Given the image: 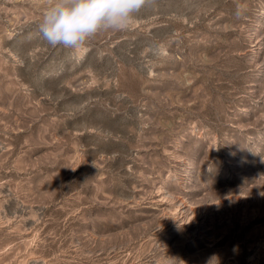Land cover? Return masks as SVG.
<instances>
[{"label": "rangeland", "instance_id": "374dc122", "mask_svg": "<svg viewBox=\"0 0 264 264\" xmlns=\"http://www.w3.org/2000/svg\"><path fill=\"white\" fill-rule=\"evenodd\" d=\"M55 0H0V264H264V0H149L70 52Z\"/></svg>", "mask_w": 264, "mask_h": 264}, {"label": "clouds", "instance_id": "9594fccd", "mask_svg": "<svg viewBox=\"0 0 264 264\" xmlns=\"http://www.w3.org/2000/svg\"><path fill=\"white\" fill-rule=\"evenodd\" d=\"M149 0H55L44 13L39 32L52 47L82 50L100 31L126 30Z\"/></svg>", "mask_w": 264, "mask_h": 264}]
</instances>
